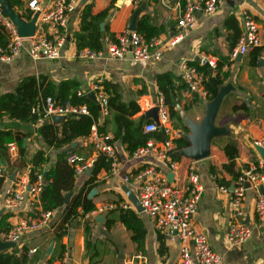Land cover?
<instances>
[{
    "label": "crops",
    "instance_id": "0c3cea01",
    "mask_svg": "<svg viewBox=\"0 0 264 264\" xmlns=\"http://www.w3.org/2000/svg\"><path fill=\"white\" fill-rule=\"evenodd\" d=\"M29 1L0 0L2 7L24 24L28 25L36 18L33 33L26 37L22 36L25 45L20 53L10 61H0V94L15 91L18 83L27 75L43 74L55 82L73 79L78 82L79 91L82 92L88 90L95 82L101 83L104 80L115 82L120 86L125 101L129 99L137 101L140 109L131 118L137 124H142L144 132L143 125L148 121H154L146 117L145 113L150 108L159 107L164 103V94L159 89L157 76L169 73L180 99V103L176 104L183 119L184 135L180 138L186 141L182 147L177 146L175 155L177 167L172 172V182L184 188L187 167L194 161L203 187L193 218L195 227L206 233L211 247L222 255L223 264H264V220L258 221L254 217L256 190L248 184L244 196V208L249 215L251 235L241 245L229 247L226 243V232L231 212L230 194L216 189L211 179V176L216 174L221 184L231 188L238 174L248 170L260 159L264 161L254 145V140L264 138V48L257 55L252 51L253 48H250L239 57L231 56L242 32L243 10L248 11L257 22L261 45L264 46V0H223L219 9L212 15H199L195 28L183 33L174 45H170L169 42L178 33L176 27L178 8L175 0L157 2L146 0L145 9H142L139 16L148 13L152 17L159 30L157 36L161 40L163 55L157 61L145 62L134 61L130 55L124 58H110L106 54L94 59L80 58L77 56L78 50L74 39L76 32L83 31L88 17L103 10H107L105 19L107 31L103 34L109 36L112 33L115 36L127 29L130 16L142 1L136 3L134 0H79L68 16L65 26L57 29L39 22L41 11L49 8L53 0H37L39 10L31 9L28 6ZM101 26L103 30L104 23ZM57 31L65 38L61 56L53 60L45 58L33 60L28 53L30 36L41 33L52 37ZM202 56L214 58L216 66L211 67L208 62H203ZM182 61L196 68L206 66L213 75L219 67L227 74L221 85L226 86L227 91L220 98L213 120L215 133L210 137L206 155L200 159H195L189 152V148L192 147L190 137L193 135V127L199 125L206 115L212 99L206 101L203 98L205 94L188 90L181 74ZM208 70H201L206 74V78ZM167 92L168 94L171 92L170 88H167ZM53 116L46 117L36 124L14 120L5 115L0 119V129L11 130L16 137H22L25 147L24 156L21 158L17 143L9 142L15 144V149L10 150L8 143L6 153L0 156L2 168L0 200L20 178L30 180L31 158L36 151L43 150L48 161L41 164V169H36L34 173L46 170L55 163L61 151L69 148L49 147L36 134V126L52 120ZM105 117L108 120L106 132L113 136L115 122L112 114ZM122 120L127 126V122L123 118ZM151 133L149 139H162L158 137L163 134L161 130ZM141 140H143L141 137H132L125 133L114 141L119 159L117 168L113 169L110 165L109 169H101L94 177H91V172L84 171L68 175L57 182L55 187L62 205L52 211L50 221L38 229L23 231L14 247L5 246L0 251L10 252L15 247L26 249L27 259L24 264H57L63 257H66V264H175L180 246L178 238L160 232L163 237L161 245L158 239L159 230L154 222L144 212H138L135 207L131 209L138 214L146 228L144 240L140 245L131 239V231L121 221V210H126L122 208L109 210L103 215H92L90 212L83 218L77 215L66 226V232L61 236H57L55 230L65 210L72 208L76 212H82L83 205L88 199H92L94 206L108 201L128 200L123 186L126 185L133 192L134 188L131 181L124 180V176L136 172L146 164L130 156L129 146ZM70 146L74 153L83 159L94 155L90 134L77 138ZM9 163L10 169L7 170ZM158 165L161 171L168 172L167 165L163 163ZM92 189L96 191L89 197ZM42 211L40 199L32 200L27 196L16 208L2 207L0 218L4 216V222L10 228L21 220L36 219ZM84 219H89L92 225L93 248L88 250L84 241ZM2 231L4 228L0 227V240L5 242L1 238ZM91 249H94L95 254Z\"/></svg>",
    "mask_w": 264,
    "mask_h": 264
},
{
    "label": "built area",
    "instance_id": "2783aa9c",
    "mask_svg": "<svg viewBox=\"0 0 264 264\" xmlns=\"http://www.w3.org/2000/svg\"><path fill=\"white\" fill-rule=\"evenodd\" d=\"M79 0H53L49 8L41 11L40 23L55 29L64 27L68 16L75 9ZM142 0H134L139 3ZM223 0H175L178 8L176 27L178 33L172 37L169 44L174 45L183 33L195 28L199 15H212L215 13ZM28 6L33 10H39L37 0H30ZM242 32L239 36L237 47L232 50L231 56L246 53L250 48L262 44L259 35V26L253 16L243 10L241 12ZM0 24L7 33V42L0 45V61H10L17 56L24 47V38L19 35L17 26L10 19L0 4ZM105 48L94 50L89 47L77 51L80 58L94 59L106 54L110 58H124L130 55L134 61H157L163 55L161 40L157 35L150 37L136 30L124 29L110 38L104 37ZM65 38L58 31L52 37L37 33L28 39V53L33 60L41 58L57 59L61 56ZM203 62H208L211 67L216 66L214 58L202 56ZM181 74L188 90L205 94L203 80L206 78L204 72L199 71L194 65L181 62ZM92 92L100 110V119L91 126L90 135L94 155L83 159L71 153L67 156L68 163L73 167L74 174L86 171L92 166L98 155H103L110 161L111 168H117L119 159L113 136L109 132H100L98 129L103 118L110 114L108 96L102 85L93 83L88 90L78 93L89 94ZM44 111L47 117L53 115H79L88 114L85 104H76L65 101L55 104L48 96L45 99ZM144 132L161 130L164 137L161 140L147 139L145 144L130 150L129 154L135 159H140L146 164L141 166L132 174L124 176V180L132 182L136 197L144 212L162 234L169 237H177L180 241L178 259L175 264H223L222 255L216 252L210 245L205 232L198 230L193 218L197 212L198 203L203 192L199 181L195 162L192 161L187 167L186 184L180 188L168 180V172H174L177 167L175 155L177 154L176 140L184 135L181 128L175 127L168 109L164 103L159 106L158 123L148 121L143 125ZM255 146L264 147V138L254 140ZM10 150L15 149L14 143L8 144ZM151 159V161H148ZM154 160V161H153ZM159 163L168 166V172L159 168ZM0 176L2 168L0 166ZM215 188L223 193H229L230 220L226 232V243L229 247L239 246L251 235L249 215L244 208V196L247 184L256 190L254 204V217L258 221L264 220V161L260 159L250 166L248 170L237 175L231 188L221 184L218 176H211ZM43 172L38 170L33 178H20L15 186L7 192L0 200V211L2 207L16 208L28 196L32 200H39L40 194L45 186ZM262 187L263 192L259 189ZM122 208H134L129 200L108 201L95 206L90 211L92 215H102L107 211ZM51 210H43L34 220H21L17 224L1 232L2 240L17 244L23 231L38 229L46 225L51 218ZM248 218V219H247ZM21 251V248L18 247ZM57 264H66V257L61 258Z\"/></svg>",
    "mask_w": 264,
    "mask_h": 264
},
{
    "label": "trees",
    "instance_id": "16d2710c",
    "mask_svg": "<svg viewBox=\"0 0 264 264\" xmlns=\"http://www.w3.org/2000/svg\"><path fill=\"white\" fill-rule=\"evenodd\" d=\"M153 1L157 2L158 0ZM106 17L107 10L92 14L88 17L84 24L83 31L74 34L77 50L84 47H89L94 50L105 48V36L103 33L107 31ZM102 23H104L103 30L101 26ZM136 25L137 31L143 33L147 37L159 33L152 17L148 13L139 16ZM109 37L114 38V34L111 33ZM6 42L7 33L0 24V45H4ZM262 48H264L263 45L256 46L253 47L252 51L257 55ZM197 69L199 71L208 70L206 66H198ZM208 73V77L203 80V88L205 90L203 98L206 99V101L216 96L227 76L226 73L221 71L220 67L216 70L214 75L210 70H208ZM157 82L159 89L164 94V103L168 108L174 126L183 130V119L180 115V110L176 108V104L180 103V99L179 96H177L176 87L172 84L170 74H159L157 76ZM100 84L108 96L110 114H112V118L115 122L113 140L116 141L120 136H124V134L127 133L132 137H141L143 139L134 145H130V150L145 144L152 133H144L142 131V124H137L131 118L132 115L140 109L137 101L135 99L125 101L122 98L120 86L115 82L104 80ZM167 88L171 90L169 94ZM78 92L79 84L73 79H63L59 82H55L49 76L40 74L38 76L27 75L21 79L15 91L0 94V119L5 115L14 120L36 124L47 117L44 108L45 99L48 96L53 99L55 104L69 101L76 104H85L88 108V114H79L76 116L67 115L56 121L49 119L36 126V134L40 136L49 147H69L58 154L53 165L49 166L46 170H42L46 182L40 194V203L43 210L53 211L62 205V200L59 198L55 184L66 176L74 174L73 167L67 161V156L74 153V149L70 145L77 138L88 136L91 131V126L99 121L100 110L97 102L93 100L89 94H79ZM195 94L197 95V93ZM183 109L184 108H181V110ZM122 118L127 122V126H125ZM107 123L108 120L104 117L101 124L98 126L100 132H106ZM158 137L161 139L164 135L161 134V136ZM9 142L17 143L22 158L25 152L22 137H16L11 130L3 129H0V156L6 153L7 144ZM184 144H186V141L183 138L177 140L178 147H182ZM47 161L48 158L43 150H38L34 153L31 158V178H33L34 171ZM103 168L109 169L110 161L103 155H99L93 163L91 177L96 176ZM94 207L92 199H88L83 205L82 212H76L72 208L65 210L55 227L57 236H61L66 232V226L71 223L77 215L83 218L85 214L93 210ZM120 218L127 229L131 231V239L137 245H140L146 234V228L141 218L132 209L121 210ZM83 222L85 248L88 250V248H93L91 240L92 225L89 219H84ZM0 227H3L4 230H8V226L4 222V216L0 218ZM158 239L161 245H163V237L160 232L158 234ZM91 251L95 254L94 249H91ZM26 259V249L19 251L18 248L15 247L10 252L0 251V264H24Z\"/></svg>",
    "mask_w": 264,
    "mask_h": 264
},
{
    "label": "water",
    "instance_id": "95a60500",
    "mask_svg": "<svg viewBox=\"0 0 264 264\" xmlns=\"http://www.w3.org/2000/svg\"><path fill=\"white\" fill-rule=\"evenodd\" d=\"M145 2L146 0H142L141 4L133 11L132 15L130 16L127 28L131 29V30H136L137 29V18L139 16V13L142 11V9H145ZM5 12L7 13V15L10 17V19L15 23V25L17 26V30L19 35L26 37L29 36L33 33V25H34V21L36 20V18H33V20L28 24H24L23 22H21V20H19L17 17H15L13 15V13L9 12L6 8H4ZM241 54H238L237 57H239ZM227 91V87L226 86H220L216 96L212 99L211 102H209V107L208 110L206 111V115L204 116L203 120L201 121V123L197 126L193 127V135L190 137V141L192 143V147L189 148V152L193 155V157L195 159H200L202 157H204L207 153V146L209 144L210 141V137L212 136L213 133H215V131L213 130V120H214V116H215V112L218 108L219 105V101L221 96L226 93ZM89 96L96 101L95 96L92 92L89 93ZM209 101V100H208ZM158 113H159V107L158 106H154L152 108L149 109V111H147L145 113L146 117L153 119L155 122L158 123ZM63 116L62 115H56L53 116V120H60L62 119ZM256 150L260 153V155L264 158V147L262 146H255ZM93 167H89L86 172L90 173L92 171ZM168 180L172 181L173 180V173L170 172L168 174ZM248 185V184H247ZM123 190L126 193L128 200L132 203V205L135 207V209L138 212H142V207L135 195V193L128 188L126 185L123 186ZM96 189H92L89 193V197H92L95 193ZM260 192H263L262 187H260L259 189ZM69 195L66 194V196ZM103 215V214H102ZM248 219V218H247ZM5 246H15L14 242H3L0 240V249L4 248Z\"/></svg>",
    "mask_w": 264,
    "mask_h": 264
},
{
    "label": "rangeland",
    "instance_id": "374dc122",
    "mask_svg": "<svg viewBox=\"0 0 264 264\" xmlns=\"http://www.w3.org/2000/svg\"><path fill=\"white\" fill-rule=\"evenodd\" d=\"M9 166H10V163H9V164H8V166H7V170H9V169H10V167H9ZM174 185H175V184H174Z\"/></svg>",
    "mask_w": 264,
    "mask_h": 264
}]
</instances>
